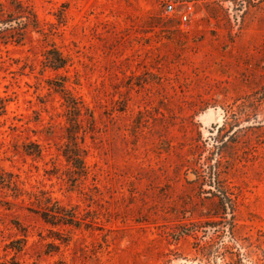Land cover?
<instances>
[{
  "label": "rangeland",
  "instance_id": "1",
  "mask_svg": "<svg viewBox=\"0 0 264 264\" xmlns=\"http://www.w3.org/2000/svg\"><path fill=\"white\" fill-rule=\"evenodd\" d=\"M20 1L38 27L0 37V169L74 219L0 206V264H264V0Z\"/></svg>",
  "mask_w": 264,
  "mask_h": 264
},
{
  "label": "trees",
  "instance_id": "2",
  "mask_svg": "<svg viewBox=\"0 0 264 264\" xmlns=\"http://www.w3.org/2000/svg\"><path fill=\"white\" fill-rule=\"evenodd\" d=\"M9 5V11L6 6H0L2 8L0 9V37L18 42L23 39L27 28L36 29L38 27V21L32 10L21 3L20 0H9ZM44 58L46 66L53 70L63 68L67 62L66 58L53 46L46 50ZM59 91L68 111L65 141L61 153L70 167L80 175L84 171V158L86 156L77 127L83 106L76 103L72 94L67 90L65 91L64 88ZM0 109H2L0 114L4 113V104L0 106ZM34 197V194L25 188L24 181L17 173L0 169V206L5 207V209H11V207L16 206L17 202L28 201L29 203H36L38 207L36 206L37 208L33 212L38 214L45 224L50 226L72 224L74 216L70 215L68 210L57 201L49 197L42 200Z\"/></svg>",
  "mask_w": 264,
  "mask_h": 264
},
{
  "label": "built area",
  "instance_id": "3",
  "mask_svg": "<svg viewBox=\"0 0 264 264\" xmlns=\"http://www.w3.org/2000/svg\"><path fill=\"white\" fill-rule=\"evenodd\" d=\"M175 8L174 4L173 3H169V4H166L165 5V10L166 11H170V10H173ZM191 5L190 4H186V10L180 15V19L182 21H186L189 17V13L191 11Z\"/></svg>",
  "mask_w": 264,
  "mask_h": 264
}]
</instances>
